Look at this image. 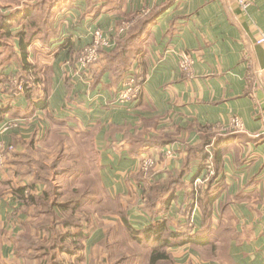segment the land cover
<instances>
[{
  "label": "crops",
  "instance_id": "0c3cea01",
  "mask_svg": "<svg viewBox=\"0 0 264 264\" xmlns=\"http://www.w3.org/2000/svg\"><path fill=\"white\" fill-rule=\"evenodd\" d=\"M91 3L88 8L86 0L74 1L63 20L57 18V36L50 44L34 40L26 45L25 55L20 47L28 32L25 12L18 8L12 17L1 11L13 26L4 43L8 51L1 48L5 37L0 34V110L6 112L0 113V141L16 145L20 159L28 147L43 150L45 137L86 136L97 153L102 186L112 197L135 196L141 202L146 187L177 181L176 189L163 196L168 204L158 207L156 220L169 221L177 232L191 230L201 237L210 232L212 248L205 252L191 244L172 247L174 264H264V49L255 44L264 34V0H252L245 11L235 0ZM157 8L159 18L129 70L144 69L143 101L116 103L123 81L115 85L108 72L100 75L103 53L93 71L95 79L82 69L79 54L92 43L98 28L116 37L117 24L125 15ZM183 55L192 60L190 73L179 67ZM29 74L38 81L32 99L25 91L12 94L11 80ZM46 90V108L30 112V104ZM235 118L243 123L239 133L230 132ZM12 122L16 124L10 129ZM137 136L143 138L140 145L132 142ZM208 145L216 148L219 158L208 195L212 203L203 198L193 213L191 184L204 174L197 153ZM130 147L145 148L132 155ZM168 150L172 157L166 156ZM144 157L157 162L149 173L143 170ZM14 160L11 157L10 165L0 167V181L9 178ZM128 212L134 228L148 225V212ZM20 215L19 228H9L11 237L26 219ZM104 234L92 232L89 247ZM6 242L10 247L3 245L8 251L2 257L12 261L14 246Z\"/></svg>",
  "mask_w": 264,
  "mask_h": 264
},
{
  "label": "trees",
  "instance_id": "16d2710c",
  "mask_svg": "<svg viewBox=\"0 0 264 264\" xmlns=\"http://www.w3.org/2000/svg\"><path fill=\"white\" fill-rule=\"evenodd\" d=\"M11 1L14 2L16 0ZM21 1L23 0H18L15 4H19ZM26 1L33 2L32 0H24V2ZM74 1L76 0H58L56 2L54 1L52 4H46L48 1L44 0L38 3H45L44 7L43 5L34 4L27 6L24 18H28V23L26 24L28 32L24 34V38L20 42L23 55H25L26 45L31 44L34 40L42 42L45 46L50 44L51 40L57 36V30L54 27L55 22L53 20L54 14L56 15L55 8L58 6L61 7L65 2L69 4ZM86 1L89 6L92 5V0ZM36 9L45 12V15H36ZM160 12V8H157L155 11L148 13L147 17L139 20L132 27L127 36L119 39L117 48L113 51L100 52L103 53V60L105 61L100 75L108 72L114 80L115 85L123 81L131 69L133 60L143 52L144 44L150 37L151 28L158 20ZM142 17L143 16L139 18ZM17 20L21 22L23 19ZM12 26L13 23L10 18L4 15L0 16L1 38H9ZM1 48L5 51L9 50L4 43H1ZM10 54L13 56L12 52H10ZM98 61L90 67L91 75L94 79L97 75H93V71L96 69ZM29 67L30 65H27L25 69L28 70ZM21 77L24 78L23 75ZM27 79L30 86L24 91L25 93L28 92L30 94L29 97L32 99L31 92L37 88L38 81L31 80L30 78ZM12 90V94L13 92L20 93L16 87H12ZM47 92V90L43 92V97H39L37 100L38 102L30 104V112H34L37 108H46V98L49 94V92ZM4 111L5 110H0V113ZM45 138L46 140L44 142L46 143L53 139V137L50 136ZM55 138L54 136V140ZM86 138V136L74 133V139L82 146L83 143L87 141ZM142 140V137L137 136L132 139V142L140 145L143 143ZM32 142L33 140L31 143ZM89 146L90 144L87 142L84 147L74 148V151L77 150V158L80 159L82 164L79 163L77 167L72 169H65L63 166L59 165L60 162L66 160L64 149L59 152L65 158L62 156L55 158L49 167L45 165L46 162L44 157L41 156V160H37V156L40 155L41 150H35L32 147L26 148V152L21 155L20 159V156L15 155V151L11 153V156L9 155L10 157L7 159L6 164L10 165L11 157L15 158L13 161L14 166L11 170L15 169L13 175L16 176V178L18 176L21 178L29 177L31 180L34 178L30 186L23 185L22 187H14V195L23 203V206L21 205V214H24L26 219L20 223V231L14 237L9 236V241L15 245L14 249L18 250V254L19 251L23 253L21 254L22 257L19 259H22L25 264H79L82 258L77 255L83 249V243L88 240L91 235V219H93L94 216H100L101 218L104 216L103 212L107 211L105 209V204L102 203V196L108 195L107 197L110 199L121 200L120 197H112L109 191L107 192L106 188L102 186L97 153L94 151L93 147ZM209 146L210 145L199 148V153L197 154L199 159L205 164L209 158L210 153L207 150L209 148L210 152L213 154V164L216 173L211 179V183L207 189L203 192L202 197L199 199L200 205L201 202H203V198L207 200L208 204L212 203V200L209 198V192L215 176L217 175L216 161L219 158L215 156L216 148ZM140 148L145 147H130V153L136 155V151ZM89 160L90 166L86 163ZM35 167L38 171L35 170ZM50 173H53V178L51 180L49 179ZM141 181L143 182V180ZM37 184L44 185V187H48L49 190L42 195L34 194L32 188H35ZM176 185L177 181L171 180L170 183L164 185L156 183L153 186L146 187V192H148V203L146 208L152 218V224L149 228L139 231V229L134 228L130 224L128 213L124 212L120 214L121 222L119 225V233L121 235L123 232L124 238L121 241L118 240L107 245L108 238L111 234V232H108L101 242V248L103 251L104 246L111 247L113 245L119 248V244L121 243L123 255H120L119 258H117V256L108 255L107 257V255H105L103 264H109L113 258H116L115 264H127L130 260V257L127 255L132 253L130 252L132 250V243H138L137 245L141 247H147L149 245L147 249H150V252L145 255L149 256L148 264H158L160 261H165L166 264H170L171 262L172 264L173 259L170 254V249L175 246L191 244L196 247H204L205 252L211 250L212 247L209 246L210 232L203 233V237L199 236L197 233L193 234L191 230L188 231L187 229V231L177 232L171 229L169 221L163 219L156 220L159 215L158 207L162 206L164 209L168 204V202L162 200L163 196L169 192L171 188H175ZM29 189H32V191ZM29 192H32V195L25 197ZM70 194L74 195L69 197L70 199H67V196ZM91 205L93 207H90ZM41 206H43V209H40ZM204 213L206 216L208 213L207 208L204 209ZM15 216L17 218L20 215L15 213ZM208 219L209 216L207 215L205 219L206 223ZM104 253L106 254V251H104ZM61 254H66L73 259L74 257L76 258L71 261V263H67L66 259L59 258V256H62ZM0 264H4L1 250Z\"/></svg>",
  "mask_w": 264,
  "mask_h": 264
},
{
  "label": "rangeland",
  "instance_id": "374dc122",
  "mask_svg": "<svg viewBox=\"0 0 264 264\" xmlns=\"http://www.w3.org/2000/svg\"><path fill=\"white\" fill-rule=\"evenodd\" d=\"M32 1L33 2L26 1V3H28V4H24V0H23L19 4H15L18 2V0L14 1V2H12L11 0H0V16L3 15V12L1 13V11L7 10V13L5 15H7V14L9 16L14 15L12 17H15L18 15V13L16 11H18L20 8H22L23 10H19V11L26 12L27 6H31L32 4L43 5V7H44L45 3L38 4L44 0H32ZM46 1H48V3H46V4H50V3L52 4V3H54V1L56 2L58 0H46ZM73 4H74V2L73 3L70 2L69 4L65 2L61 5L62 8L60 6L55 8L56 15L54 14V17H53L54 22H57L58 17H60L63 20L62 15L64 13H66L73 6ZM89 7H92V6H88V8ZM146 11H149V9H147V10L143 9L141 12H139V14H137V15H139V17H141L144 14L142 18H135L137 15L128 14V15H125L123 17V19H121V22L119 24H117V28L126 27V30H124V32H120V30L118 32V30H117L118 34L115 37V39H113V46L110 49L111 51H113L114 49L117 48L119 39L127 36L129 31L132 29V27L139 20L147 17V14H145ZM35 12H37L36 15H38V16L45 15V12L38 10V9H36ZM35 12H34V14H35ZM149 13H150V11H149ZM8 42H9L8 38L3 39V43H8ZM100 54L101 53H99V57H100ZM98 60H99V58H98ZM87 72H88L87 74L89 75L91 73V69L89 68V70ZM31 76H32V74H29L28 76L23 75V77L25 79L22 78L21 76H16L14 79L11 80V83L9 84V87H11L10 89H12V87H16L17 90L20 93H22V91L29 88L30 84L28 83L29 80L27 78H30ZM132 79L135 80V86L136 87L141 86V89H140V91H138L136 98L128 100L124 104H130V103L137 102V101H143V99H142V97H143V86H144L145 80H146L144 78V69L142 71V69L139 70V69L134 68L123 79L122 86H121L122 88L117 92L115 99H114V101L116 100V103H119L117 101V98H118L120 91L121 90L123 91L125 89L124 86ZM20 84H23V87H24L23 90H21V91L18 89ZM120 95H119V98H120ZM119 104H121V103H119ZM75 143L78 145V147H82V145H80L76 142V140L74 139V135H68L67 139L64 137H61V136H56V138L54 140V137H53L51 142L45 143L46 147H44V149L41 150L40 155L37 156V160H41V156L44 157L45 162H46L45 165L47 167H49L51 165V163H53V160L55 158H59L60 156H62L63 158L66 157V160L60 162L59 165L63 166V168H65V169L66 168H69V169L75 168L79 165V163L82 164V162H80V159L77 158V154H78L77 150L74 151ZM52 144L54 146L60 145L61 147H51ZM85 144H86V142L83 143V145H85ZM11 145H13V147H14V150L12 152H14V151L16 152L17 149H16L15 145L14 144H11ZM62 149H64L65 157L63 155H61V153L59 152ZM12 152H10V153H12ZM10 156H11V154H10ZM86 163L88 164V166H90V164H89L90 160ZM155 163L157 165V162H155ZM12 169H13V167H12ZM9 170L11 172V174L9 175V178H5L2 181H0V250H2L3 253H7L8 247H10L9 244H7V242H6L7 240H10L9 239V232H8L9 228H10V231L12 228L14 230L19 228V217L22 216L20 214L22 213L21 212V209H22L21 205L23 206V203L17 199L16 195H14V189H15L14 187H16V188L22 187L23 185L30 186L33 183V179H34L33 178L31 180V178H29V177L21 178L20 176H18L16 178V176L13 175V172L15 169L11 171V168H10ZM35 170L38 171V169L36 167H35ZM5 171L6 170H4V173H5ZM52 178H53V173H50L49 179L51 180ZM210 183H211V180L208 182H204V183L199 185L198 195H197L198 198L196 200L195 199L193 200V205H190V207H192V209L195 208V202H196V207L198 206L199 199L202 197L203 192L207 189V187L209 186ZM193 185H194V182L191 184V197L195 196L194 192H193ZM32 189L34 190L35 194H36V190H37V192L40 193L38 195H42L43 193H45L46 191L49 190L48 187H44V185H41V184H37V186L35 188H32ZM32 189H29V190L32 191ZM106 191L108 192L107 189H106ZM31 193L29 192L28 194L25 195V197H28V195H32ZM73 195L74 194L68 195L67 199H70L69 197H71ZM107 196L108 195L102 196V199H103L102 203L105 204V206H106L105 209L107 211L103 212V214H104L103 217L100 218V216L99 217L94 216L93 219H91L92 220V223H91L92 229L90 231V234H92V232H94V231H103V233L105 232L104 237H101V239L99 240V243H98V241H96L97 243L92 245L91 248L89 247L87 240L83 243V249L77 255L78 257L82 258V260L79 264H103V262H104L103 259H104L105 255H107V257L109 255V256H117V258H119L120 255H123L122 250H121V248H122L121 243L119 244V248L115 247L113 245L111 247L104 246L103 249H104V251H106V254L102 250L101 242L104 240L106 234L108 232H111V234L108 238L107 245L109 243H114L115 241H118V240L121 241L124 238V233L122 232L121 235L119 233V227H120L119 225L121 222V215L120 214H122L124 212L129 213V212H126L129 210H131V212L132 211L133 212L141 211V212H145V213L149 212V211H147L148 209L146 208V205L148 203V192H145L144 198H142L140 200L141 202H139V200L135 196H128L127 198L125 197L122 200H118V199L113 200V199L108 198ZM103 204H102V206H103ZM188 204H189V200L187 201V206H186L185 210L188 209ZM90 207H93V206L91 205ZM40 209H43V206H41ZM15 213H17V215H20V216L16 218ZM91 213H92V211H91ZM34 216H36V215H34ZM9 217H11V218H9ZM25 218H26V216H25ZM128 218H129V215H128ZM148 218H149V221L147 224L150 226L152 224L150 213L148 214ZM148 225H143L141 228H138L139 231L146 229V228H149ZM10 234H11V232H10ZM5 244H7L8 247L5 246V248H3V245H5ZM137 244L138 243H132V250L130 251L132 253L130 255H127L130 257V260L127 262V264H148L149 263L148 262L149 256H145V255H146V253L150 252V249H147L149 247V245L147 247H141L140 245H137ZM13 246H15V245L13 244ZM143 248H145V249H143ZM105 249H107V250H105ZM110 251H111L112 255L110 254ZM21 254H23V253L19 251V254H18V250L14 249V256H13L14 259L12 261L11 260L10 261L9 260H3L4 264H25V262L22 259H19L20 257H22ZM11 255H13V253ZM59 258L66 259L67 263H71V261H73L76 257H74V259H73V258H70V256L63 254L61 257L59 256ZM115 259L113 258L109 264H115ZM26 264H29V263H26ZM158 264H166V262L160 261V262H158ZM170 264H171V262H170ZM172 264H174V261Z\"/></svg>",
  "mask_w": 264,
  "mask_h": 264
},
{
  "label": "built area",
  "instance_id": "2783aa9c",
  "mask_svg": "<svg viewBox=\"0 0 264 264\" xmlns=\"http://www.w3.org/2000/svg\"><path fill=\"white\" fill-rule=\"evenodd\" d=\"M251 1L252 0H235L238 7L244 11L248 9V7L251 4ZM148 13L149 11L145 12V14H148ZM119 30L120 32H124V30H126V27L118 28V32ZM113 39H115L114 36H107L101 29H97L94 32L92 43L88 47H86L84 50H82L81 53L79 54V63L82 69L88 71L89 68L92 67L97 62L100 52L110 50L113 46ZM255 44L264 49V34L263 33H260L258 35V37L255 40ZM179 67L186 73L191 72L192 60L190 59L188 55H183L181 57V60L179 62ZM23 88H24L23 84H20L18 87L20 91L23 90ZM124 88L125 89L123 91L121 90L119 93V95L121 94L120 98H119V95L117 98V101L121 104H124L128 100L136 98L138 91H140L141 89V86L136 87L135 80L132 79L124 86ZM15 124H16L15 122L10 123L9 128L11 129L12 127L15 126ZM6 129H7V126L5 127V130ZM242 129H243L242 121L238 118L233 119L230 132L239 133L240 131H242ZM13 150H14L13 145L6 144L0 141V167L5 166L6 159L8 155L11 154L10 152H12ZM207 150L210 154H209L208 160L204 164V174L200 178H197L194 181L193 192L195 196H193V200L194 199L196 200L198 198L197 195H198L199 185L204 182L210 181L215 175V171H214L215 169H214V164H213V154L210 152L209 148ZM172 155H173V151L168 150V153L166 154V156L172 157ZM154 167H156L155 161L150 158L144 157L143 170L146 173H149ZM195 210H196V202H195V208L192 212L194 213ZM191 223H193V219H191Z\"/></svg>",
  "mask_w": 264,
  "mask_h": 264
}]
</instances>
